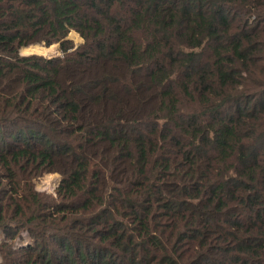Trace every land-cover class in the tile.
Masks as SVG:
<instances>
[{
  "label": "trees",
  "instance_id": "obj_1",
  "mask_svg": "<svg viewBox=\"0 0 264 264\" xmlns=\"http://www.w3.org/2000/svg\"><path fill=\"white\" fill-rule=\"evenodd\" d=\"M0 234V264H264V0H0Z\"/></svg>",
  "mask_w": 264,
  "mask_h": 264
},
{
  "label": "rangeland",
  "instance_id": "obj_2",
  "mask_svg": "<svg viewBox=\"0 0 264 264\" xmlns=\"http://www.w3.org/2000/svg\"><path fill=\"white\" fill-rule=\"evenodd\" d=\"M68 38L73 41L74 47L78 46L82 42V39L74 31H71L69 33ZM24 49L20 50L21 55L35 54L47 58L60 55V50L57 44H53L48 47L45 46L44 44L29 45L28 47H26L25 50ZM59 176L60 175L58 172H54V173L44 174L43 176L37 178L35 184V190L39 192L53 193L56 187L55 183L56 181L59 180ZM0 237H2V234H0ZM28 244H29L28 239L24 236H21V238H17L15 241V247H21Z\"/></svg>",
  "mask_w": 264,
  "mask_h": 264
},
{
  "label": "built area",
  "instance_id": "obj_3",
  "mask_svg": "<svg viewBox=\"0 0 264 264\" xmlns=\"http://www.w3.org/2000/svg\"><path fill=\"white\" fill-rule=\"evenodd\" d=\"M55 185H56V186L58 185V181H56ZM53 193H54V192H53ZM25 235H26V233L23 232L22 236L26 237ZM26 241H27V240H26ZM25 243H26V242H25Z\"/></svg>",
  "mask_w": 264,
  "mask_h": 264
},
{
  "label": "bare ground",
  "instance_id": "obj_4",
  "mask_svg": "<svg viewBox=\"0 0 264 264\" xmlns=\"http://www.w3.org/2000/svg\"><path fill=\"white\" fill-rule=\"evenodd\" d=\"M36 48H37V47H36ZM25 49H26V48H25ZM25 49H24V50H25ZM37 49H38V48H37ZM39 49H40V48H39ZM26 51H27V50H26Z\"/></svg>",
  "mask_w": 264,
  "mask_h": 264
},
{
  "label": "water",
  "instance_id": "obj_5",
  "mask_svg": "<svg viewBox=\"0 0 264 264\" xmlns=\"http://www.w3.org/2000/svg\"><path fill=\"white\" fill-rule=\"evenodd\" d=\"M34 45H36V44H34Z\"/></svg>",
  "mask_w": 264,
  "mask_h": 264
}]
</instances>
